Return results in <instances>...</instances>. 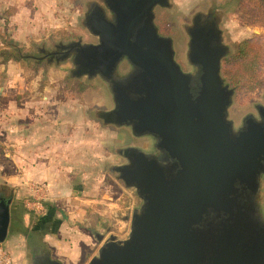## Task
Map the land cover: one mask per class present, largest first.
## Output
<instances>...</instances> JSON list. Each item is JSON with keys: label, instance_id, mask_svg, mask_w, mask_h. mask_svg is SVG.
<instances>
[{"label": "water", "instance_id": "1", "mask_svg": "<svg viewBox=\"0 0 264 264\" xmlns=\"http://www.w3.org/2000/svg\"><path fill=\"white\" fill-rule=\"evenodd\" d=\"M103 1L85 16L98 41H72L50 55L70 58L75 78H102L114 105L97 116L151 138L152 150H118L126 162L114 170L142 203L128 237L111 234L90 264H264V104L238 128L229 118L234 89L222 73L229 48L217 22L194 17L187 72L155 23L156 7L170 0ZM123 61L131 69L119 76ZM12 198L0 199L1 243Z\"/></svg>", "mask_w": 264, "mask_h": 264}, {"label": "rangeland", "instance_id": "2", "mask_svg": "<svg viewBox=\"0 0 264 264\" xmlns=\"http://www.w3.org/2000/svg\"><path fill=\"white\" fill-rule=\"evenodd\" d=\"M93 3L104 6L103 0H0V154L5 157L11 146L8 142H13L11 124L14 119L20 122L23 119L26 123L28 113H31L30 123L35 134L41 135V129L51 131L58 146H62L63 138L70 130L78 129V135L74 133L71 141L73 154L70 158L77 165L73 172L81 165L86 169L94 167L92 188L87 192L90 198L99 201L95 209L104 215L102 226L96 230L101 231L105 239L110 234L123 239L130 233L133 211L141 206L142 200L135 188L126 187L114 170L116 165L126 162L118 150L135 145L151 151L152 139L135 137L128 127L106 125L96 113L114 105L107 83L100 77L75 78L71 73L74 64L70 58L62 60L60 56L61 60H57L50 55L54 51L61 52L60 47L72 41H98L85 25V16ZM260 4L256 6L249 0H170L169 7L157 6L155 9V23L160 33L173 39L176 59L187 72L194 71L187 57L188 27L196 16L203 21L213 19L217 22L223 43L229 48L222 62V73L234 89L229 118L236 128L247 114H257V105L264 104V85L254 89L242 78L239 83H234L225 74L224 63L236 55L241 41L252 39L260 49L259 71L264 80V6ZM130 69V64L123 61L119 76H124ZM24 108L27 114H24ZM72 115L74 121L69 119ZM27 128L30 129V125ZM66 140L69 144V139ZM3 181L0 171V183ZM76 184L72 185L74 192H77ZM0 189L13 195L11 188L0 186ZM14 196L16 205L12 207H17L18 218L8 238L13 241L21 234L23 242L14 249L16 254L12 252L25 264H48L37 251L49 249L53 252L47 247L49 244L30 242L33 239L41 242L45 232L57 224L48 227L47 222L39 223L42 213H30L31 219L27 220L28 197L18 191ZM260 202L264 216V176ZM55 210L60 212L55 223L62 219L67 224V208L58 205ZM119 224L124 225L122 230H119ZM112 228L116 231L111 232ZM103 242L98 244L97 254Z\"/></svg>", "mask_w": 264, "mask_h": 264}, {"label": "crops", "instance_id": "3", "mask_svg": "<svg viewBox=\"0 0 264 264\" xmlns=\"http://www.w3.org/2000/svg\"><path fill=\"white\" fill-rule=\"evenodd\" d=\"M23 111L24 114H27L25 108ZM27 115H29V119L26 120V123L23 119L21 122L19 119H14L11 124L14 130L11 135L13 142H8L11 143V146L5 157L0 154V171L4 179L0 186L5 189L11 188L13 193L9 232L18 218L17 207H12L16 203L14 193L21 192L28 199L34 196H45V200H43L45 209L38 221L42 225L47 222L48 227L57 225L45 232L41 242L33 239L30 243L49 244L47 247L53 252L49 249H38L37 251L49 263L51 260H55L60 264H86L97 255L98 244L105 241V235L96 230L102 226V216L104 217L95 209L96 206L98 207L97 202L99 201L96 198H90L87 192L92 188L90 183L94 180V167L89 166L86 169L81 165L78 166L77 171L73 172L77 165L70 158L73 154L71 141H73L74 133L75 136L78 135V129L70 130V134L67 133V136L63 138L65 142L62 146H58L51 131L43 132L41 129L39 131L41 135H36L30 123L31 113ZM20 116L18 113V117ZM55 116L57 118L58 114L56 113ZM69 119L74 121V115ZM28 125H30V129L27 128ZM66 139H69V144ZM73 183H77V192L73 191ZM55 205H63L67 208L65 214L67 224L63 223L62 219H58V223H55L56 216L60 215V212L55 210ZM30 213H32L30 210L26 211L27 220L31 219ZM41 220L43 221L40 222ZM123 226L119 224V230H122ZM110 231H116V229L112 228ZM100 236L104 238L100 240ZM8 237L4 244L10 247L14 264H25L22 259L18 261L14 255V253L16 254L14 249L23 242L21 234L13 241H10Z\"/></svg>", "mask_w": 264, "mask_h": 264}, {"label": "trees", "instance_id": "4", "mask_svg": "<svg viewBox=\"0 0 264 264\" xmlns=\"http://www.w3.org/2000/svg\"><path fill=\"white\" fill-rule=\"evenodd\" d=\"M255 2L256 6H264V0H249ZM260 49L252 39H246L238 44V52L231 59H227L224 65V72L234 83H239L242 79H247L251 83V88H258L264 85L261 78L260 66Z\"/></svg>", "mask_w": 264, "mask_h": 264}, {"label": "built area", "instance_id": "5", "mask_svg": "<svg viewBox=\"0 0 264 264\" xmlns=\"http://www.w3.org/2000/svg\"><path fill=\"white\" fill-rule=\"evenodd\" d=\"M45 196L30 197L28 201V209L35 214H40L44 211ZM0 264H14V258L11 251L6 247L4 243L0 242Z\"/></svg>", "mask_w": 264, "mask_h": 264}, {"label": "flooded vegetation", "instance_id": "6", "mask_svg": "<svg viewBox=\"0 0 264 264\" xmlns=\"http://www.w3.org/2000/svg\"><path fill=\"white\" fill-rule=\"evenodd\" d=\"M97 6V4L96 3H93L92 5H91V10H93V9H95V7ZM109 14V16H111V14H110V12L108 13ZM48 55V54H47ZM56 57V55H53L52 57ZM5 189V188H4ZM10 196H11V193L10 194H7L5 191H2V189H0V199L1 198H3V199H5L6 201H9V199H10Z\"/></svg>", "mask_w": 264, "mask_h": 264}]
</instances>
